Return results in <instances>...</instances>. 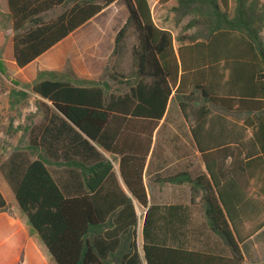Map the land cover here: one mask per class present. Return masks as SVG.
<instances>
[{"label":"trees","instance_id":"1","mask_svg":"<svg viewBox=\"0 0 264 264\" xmlns=\"http://www.w3.org/2000/svg\"><path fill=\"white\" fill-rule=\"evenodd\" d=\"M6 1L0 25L13 31L19 68L116 3L122 1L128 13L99 80L80 79L66 69L38 71L32 84L11 81L14 99L29 96L17 91L19 86L43 99L35 102L42 119L25 129L27 152L15 151L2 170L54 263L246 264L242 246L264 228V15L257 11L259 2L178 0L172 12L180 32L174 37L155 23L149 0ZM129 29L137 43L131 70L122 74L116 64ZM1 51L0 75L10 79ZM172 96L206 171L158 174L160 185L189 187L191 200L150 204L145 162L130 164L132 157L121 162L124 184L147 209L139 249L133 199L93 144L110 150V137L127 135L131 125L146 118L149 155L152 130ZM60 153L82 158L60 162ZM199 204L202 234L207 236L208 228L221 245L197 239L200 226L193 210ZM8 209L0 190V213Z\"/></svg>","mask_w":264,"mask_h":264},{"label":"crops","instance_id":"2","mask_svg":"<svg viewBox=\"0 0 264 264\" xmlns=\"http://www.w3.org/2000/svg\"><path fill=\"white\" fill-rule=\"evenodd\" d=\"M256 1L259 0H248L249 4ZM231 3L232 6H234L233 0H231ZM0 7L3 12H7V1L0 0ZM106 10L24 68H19L15 62L13 31L10 25L8 24L6 27L0 25V49H2V59L6 64L8 73L11 75V81H17L21 85L32 84L37 78L38 71L64 72L66 69H69L80 79L92 81L99 80L113 52L114 38L118 31L114 29L116 21H119V16L112 12L106 13ZM127 17L128 13L121 24L122 26L126 22ZM155 23L157 24L156 21ZM157 25L160 26L159 24ZM160 27L172 32V30L167 27ZM173 35L175 37L174 33ZM16 88L17 90L19 88V90L21 89L28 92L29 96L27 99H30L31 106L20 109L22 118L17 122L22 124L19 130V137L22 142L18 146L16 143H13V152L6 157L7 160L17 150L26 151L25 148L28 145L29 134L25 132V129L26 127L38 124L42 119V114L37 109L35 102L36 100L43 99L28 89H23L20 86ZM173 96L171 97L165 116L160 120L158 126L152 130V145L149 155L146 153L148 139L145 123L146 118H139L138 123L131 125L127 135L123 134L120 136L117 134L114 138L110 137L111 140L108 142V145L111 147L110 150H105L93 144L97 150L113 164L114 171L122 187L131 198L132 196L122 180L120 172L121 162L127 159V157L133 158L130 164L140 166L143 161L145 162L143 178L150 204L153 202L151 197L152 189L155 190V195L159 199H162L165 192L168 191H172L171 193L174 197H179L181 187H185L183 185H160L155 182L158 174L161 175L165 173L170 167L171 169L168 173H177L186 169L194 174L202 170L206 171V166L200 153L196 150V143L190 135L189 125L186 123L181 110L175 104H172ZM16 99L21 98L17 96ZM245 116L246 115H243L242 118H245ZM28 118H30V120ZM181 149H186L187 154H180ZM46 157L49 161H54L47 155ZM63 157L68 159L73 158L76 159V161H80L82 158L71 153H68L66 156L60 153V162L63 161ZM31 160H37V156H32ZM3 162L4 158H1L0 165ZM150 163L151 166L149 169ZM167 185H170L171 188L167 189ZM187 188L191 200V191L189 187ZM0 190L9 205V209L6 212L0 213V264H55L53 256L44 244L39 233L31 225L28 217L21 210L13 189L3 172L0 173ZM4 191H6L8 195L10 194L9 200ZM190 200L186 204H189ZM198 202L199 198L196 199V203ZM133 203L139 218L137 242L139 249H141L143 244V219L147 209L141 208L135 199H133ZM153 203L164 205L184 202L173 201L171 203H164L155 201ZM197 219L205 222L204 209L200 204L193 210V220L195 221ZM206 229L207 236L202 234L201 231L197 235V239L202 241L207 240L211 244L221 245L220 238L213 234L208 228ZM259 237L260 239H258ZM256 238L258 240L253 244L252 250L264 248V228L251 239L255 240ZM244 245L242 246V252L246 264H264L262 255L250 260L244 251Z\"/></svg>","mask_w":264,"mask_h":264},{"label":"rangeland","instance_id":"3","mask_svg":"<svg viewBox=\"0 0 264 264\" xmlns=\"http://www.w3.org/2000/svg\"><path fill=\"white\" fill-rule=\"evenodd\" d=\"M259 5L257 7V11L262 12L264 15V0H259ZM149 3L152 8V13L155 21L160 26H164L172 30L175 34V37H178L180 32V26H177L174 19V14L172 12V8L178 4V0H149ZM114 13L119 16V21L115 23V29L119 30L121 28V24L125 17L127 16V10L122 1L118 2L115 6L106 10V13ZM261 35L264 39V22L261 24ZM137 39L132 29H129L124 40V50L121 58L117 61L116 70L122 74H128L131 69L132 59H131V50L134 45H136ZM112 44V42H111ZM11 76V75H10ZM19 90V88H18ZM17 90V91H18ZM21 90V89H20ZM13 85L10 79L5 76L0 75V159L4 158V162L0 165V173L3 172V165L7 162L6 157L13 152V143L16 145H20L22 140L19 137V130L21 129V125L19 120H21L20 109L24 107H30V99H14L13 97ZM16 113V114H15ZM180 154L186 155V149H181ZM171 167L165 171L168 173ZM167 189H170L171 186L167 185ZM8 200L10 199V194H6ZM172 192V191H171ZM170 191L165 192V195L162 199H159L155 195V190H151L152 193V201L171 203L173 201H179L187 203L190 200L188 195L187 186L181 187V192L179 197H174ZM195 225L200 226L197 228L198 233L203 231L202 224L203 221L197 219L194 221ZM260 239V237L258 238ZM257 238L251 239L248 243L244 245V251L250 260L257 258V256L262 255L264 259V248L252 250L253 244L258 240ZM264 246V245H263ZM251 248V249H249Z\"/></svg>","mask_w":264,"mask_h":264},{"label":"water","instance_id":"4","mask_svg":"<svg viewBox=\"0 0 264 264\" xmlns=\"http://www.w3.org/2000/svg\"><path fill=\"white\" fill-rule=\"evenodd\" d=\"M224 211H225V210H224ZM225 213H226V211H225ZM226 215H227V213H226ZM227 219L229 220L228 216H227ZM229 222H230V220H229ZM231 227H232V229H233V226H232V224H231Z\"/></svg>","mask_w":264,"mask_h":264}]
</instances>
